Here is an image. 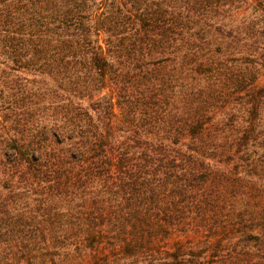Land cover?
<instances>
[{
	"label": "trees",
	"instance_id": "trees-1",
	"mask_svg": "<svg viewBox=\"0 0 264 264\" xmlns=\"http://www.w3.org/2000/svg\"><path fill=\"white\" fill-rule=\"evenodd\" d=\"M0 264H264V0H0Z\"/></svg>",
	"mask_w": 264,
	"mask_h": 264
}]
</instances>
